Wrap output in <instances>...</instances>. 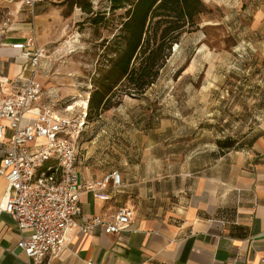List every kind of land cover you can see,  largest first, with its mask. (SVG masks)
<instances>
[{
	"label": "rangeland",
	"instance_id": "1",
	"mask_svg": "<svg viewBox=\"0 0 264 264\" xmlns=\"http://www.w3.org/2000/svg\"><path fill=\"white\" fill-rule=\"evenodd\" d=\"M203 1L199 28L172 46L155 82L131 95L118 85L112 106L90 116L79 139L83 167L151 183L244 148L264 123V0ZM124 11L113 13L109 0H61L23 14L47 49L42 100L77 109L115 56Z\"/></svg>",
	"mask_w": 264,
	"mask_h": 264
},
{
	"label": "crops",
	"instance_id": "2",
	"mask_svg": "<svg viewBox=\"0 0 264 264\" xmlns=\"http://www.w3.org/2000/svg\"><path fill=\"white\" fill-rule=\"evenodd\" d=\"M50 3L37 4L33 12ZM25 12L33 13L24 0H0V15L4 14L0 21V102L19 92L31 76L27 59L12 47L31 37L32 27L22 20ZM7 17L10 21L3 26ZM52 98L44 101L41 95L27 117L59 102ZM8 124L0 119L5 137L12 134ZM221 150L188 173L169 174L151 183L127 180L115 169L122 175V185L103 190L107 199L92 191L82 193V212L84 217L108 216L122 206L132 207L129 228L107 234L100 225L86 233L77 219L66 232L65 246L48 264H264L260 263L264 259V123L244 148ZM3 155L0 144V165ZM81 158L80 150L76 170L83 180L111 171L92 172L82 166ZM8 192L7 181L0 175V203ZM21 237L12 217L0 213V264H27L24 254L12 251Z\"/></svg>",
	"mask_w": 264,
	"mask_h": 264
},
{
	"label": "built area",
	"instance_id": "3",
	"mask_svg": "<svg viewBox=\"0 0 264 264\" xmlns=\"http://www.w3.org/2000/svg\"><path fill=\"white\" fill-rule=\"evenodd\" d=\"M45 1L56 0H24V5L32 13L37 4ZM9 21V17L5 18L3 26ZM12 47L27 59L31 76L19 92L0 102V119L8 121L12 131L10 137H5L4 126L0 125V144L4 146L0 175L9 189L0 203V213L9 214L22 234L12 251L24 254L27 264H48L65 246L66 232L77 219H81L79 226L86 233L104 225L107 234H116L129 228L134 209L122 206L108 216H83L82 193L92 191L107 199L103 190L122 185L118 170L92 180L81 179L76 170L79 139L89 120V94L77 109L55 103L43 106L34 117H27L31 104L43 92V85L36 77L47 49L37 46L31 37ZM25 119L29 122L24 123Z\"/></svg>",
	"mask_w": 264,
	"mask_h": 264
},
{
	"label": "trees",
	"instance_id": "4",
	"mask_svg": "<svg viewBox=\"0 0 264 264\" xmlns=\"http://www.w3.org/2000/svg\"><path fill=\"white\" fill-rule=\"evenodd\" d=\"M77 2V0H71ZM114 13L125 10L116 35L115 54L108 68L94 80L89 94L88 116L98 117L112 106L118 85L126 94L143 93L159 75L180 38L199 28V17L206 11L203 0H109ZM90 13L89 5L81 4ZM97 24V19H93ZM100 22V21H99Z\"/></svg>",
	"mask_w": 264,
	"mask_h": 264
},
{
	"label": "bare ground",
	"instance_id": "5",
	"mask_svg": "<svg viewBox=\"0 0 264 264\" xmlns=\"http://www.w3.org/2000/svg\"><path fill=\"white\" fill-rule=\"evenodd\" d=\"M78 39V38H77ZM76 41H79V40H76Z\"/></svg>",
	"mask_w": 264,
	"mask_h": 264
}]
</instances>
